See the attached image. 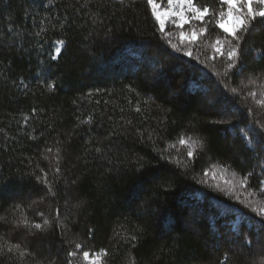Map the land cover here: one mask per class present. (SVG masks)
<instances>
[{
    "label": "trees",
    "instance_id": "obj_1",
    "mask_svg": "<svg viewBox=\"0 0 264 264\" xmlns=\"http://www.w3.org/2000/svg\"><path fill=\"white\" fill-rule=\"evenodd\" d=\"M216 36L209 25L204 41ZM241 47L246 70L226 77V60L173 49L146 0H0V239L31 253L0 264H81L101 249V264H258L264 225L245 205L264 203V109L248 96L264 83L249 82L264 29ZM181 136L203 141L195 158ZM212 165L251 172L252 197L210 189ZM22 213L51 227L17 228Z\"/></svg>",
    "mask_w": 264,
    "mask_h": 264
},
{
    "label": "snow or ice",
    "instance_id": "obj_2",
    "mask_svg": "<svg viewBox=\"0 0 264 264\" xmlns=\"http://www.w3.org/2000/svg\"><path fill=\"white\" fill-rule=\"evenodd\" d=\"M119 4L123 5L125 3L132 5L137 2V0H118ZM147 4L151 8V14L155 20L159 23L160 31L163 32L165 29V18L166 17H176L179 20L178 27L183 28L185 24H190L192 21L200 22L199 28H192L188 36L186 37L188 45L194 44L199 37L205 36L209 32V25H212L214 28L221 29L223 33H226L227 36L221 38L216 36L214 41L210 43V47L213 49V55L211 59L215 60L216 55L225 58L226 67L224 68V76H228L230 72L235 70V74L243 75L246 70L244 63L241 62L243 55L242 52V43L246 39L250 40L253 35L258 30L264 29V0H217V7H212L209 4H199L197 0H166L167 7L161 8V4L158 3V0H146ZM181 38L185 39V34L181 32ZM227 37H231L228 39ZM59 44H64L63 40L58 42ZM225 44L228 45L225 48ZM173 49L176 51H181L177 48L176 45H172ZM59 52V49H57ZM186 56H191V51H185L183 53ZM264 61V55L260 57ZM219 75V73H217ZM261 77H264V66L260 69V75L250 78V83H256ZM246 87V86H245ZM234 94H238L237 89H232ZM248 96L251 97L257 107L264 109V83L261 84L260 97H257L255 91H249ZM247 99V97H245ZM139 111V109H138ZM252 114V109L248 111V115ZM85 121V123L90 122ZM218 123H231V121H218ZM255 123V121H254ZM260 132L257 133L259 136V142L261 145H264V123L259 125ZM179 143L181 145L187 146V157L195 158L196 151L198 148H203L204 143L200 139H194L191 136L187 138L181 136L179 138ZM47 152H52L51 148L46 150ZM99 151V149H97ZM55 159L57 164L59 163V149H57ZM145 167L143 161L137 163V170ZM227 170V169H225ZM56 171L59 172V167L56 168ZM33 174L35 172L33 171ZM234 177H237V173L233 172ZM252 173L249 172L242 178H237L236 183L239 184L241 188L247 187L248 177ZM43 182L47 185L49 193L55 195L56 193L52 190V182L48 181V173H43ZM225 183H228L227 181ZM264 183V181H262ZM218 187V186H217ZM235 187V184H233ZM221 191H226L225 189H220ZM226 194L231 195L230 192L226 191ZM264 195V193H262ZM239 200V197H236ZM244 203V201H240ZM250 207L251 211L254 212L257 216L261 218V223L264 225V203H258L257 206L253 207L251 204L245 205ZM42 216L43 213H40ZM57 219L59 218V212L57 211ZM0 219H6L0 217ZM17 228L23 226L28 229H35L39 232H45L48 228L51 227L52 221L45 218L42 223L35 221H30L26 214H21L19 220L14 219L12 221ZM139 227V226H138ZM141 232L146 231V229H140ZM138 236L133 234L128 239L130 241L138 240ZM251 243V241H248ZM260 252L258 264H264V237L261 238ZM80 244H76V248L79 249ZM135 247V244H133ZM14 255L15 259L23 260L26 256L31 255L27 249L21 247L19 243H11L9 241H4L0 239V256ZM70 256L75 257L77 253L75 251L69 253ZM83 259L87 264H101V257H106L108 255L107 251L101 249L99 252L94 254V258H90L89 251H83ZM54 264V262H53ZM129 264H135L134 260H130Z\"/></svg>",
    "mask_w": 264,
    "mask_h": 264
},
{
    "label": "rangeland",
    "instance_id": "obj_3",
    "mask_svg": "<svg viewBox=\"0 0 264 264\" xmlns=\"http://www.w3.org/2000/svg\"><path fill=\"white\" fill-rule=\"evenodd\" d=\"M158 3L161 4V8L167 7L166 0H158ZM179 23L178 18L176 17H166L165 18V29L163 32H161L164 37L169 40V43L171 45H176L177 48L181 49V52L184 53L185 51H191L192 55L188 57H194L196 60L200 61L205 57H209V60H207L210 64H213V59H211L213 55V49L209 46L210 40H208V43L204 41L205 36L199 37L197 41L192 44L188 45L186 37L190 33L192 28H199L200 22L198 21H192L190 24H185L183 28H179L177 25ZM158 26L159 23L157 22ZM160 28V27H159ZM181 32L185 34V39L181 38ZM227 36V34L225 33ZM231 38V37H230ZM214 41V40H213ZM198 45L200 47L198 48ZM228 45L225 44V48H227ZM203 56V57H202ZM217 60L225 61V58L220 57L219 55H216ZM204 61V60H203ZM256 92V91H255ZM259 94V92H258ZM259 96V95H258ZM205 178L207 179L205 181V185H207L210 189H214L215 192L221 193L220 189H225L227 192H230L231 195L228 194L229 197H239L241 198V194L244 193L246 197H252V194H248L245 192V188H241L238 183H236L238 177H234L232 173L225 170L224 168H221L217 165H212L208 172L205 174ZM228 183H225V182ZM233 184H235V187H233ZM218 186V187H217ZM224 191V192H226ZM237 199V198H236ZM258 204V202H257ZM241 220V219H240ZM90 258H94V254H90ZM78 260V259H77ZM81 264H87L86 261L82 257L78 260ZM252 264L254 262L252 261Z\"/></svg>",
    "mask_w": 264,
    "mask_h": 264
}]
</instances>
